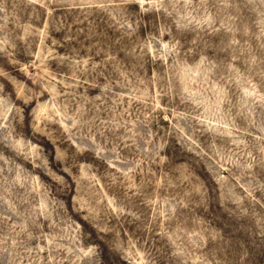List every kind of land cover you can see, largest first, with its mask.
I'll return each mask as SVG.
<instances>
[{
	"label": "rangeland",
	"instance_id": "374dc122",
	"mask_svg": "<svg viewBox=\"0 0 264 264\" xmlns=\"http://www.w3.org/2000/svg\"><path fill=\"white\" fill-rule=\"evenodd\" d=\"M0 264H264V0H0Z\"/></svg>",
	"mask_w": 264,
	"mask_h": 264
}]
</instances>
